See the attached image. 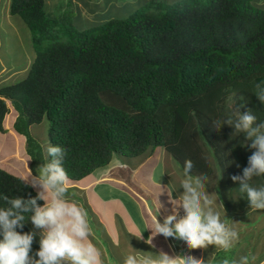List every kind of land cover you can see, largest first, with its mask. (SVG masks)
<instances>
[{
	"label": "trees",
	"instance_id": "1",
	"mask_svg": "<svg viewBox=\"0 0 264 264\" xmlns=\"http://www.w3.org/2000/svg\"><path fill=\"white\" fill-rule=\"evenodd\" d=\"M253 1L187 0L160 11L152 4L156 12L150 5L122 20L60 33L44 0H9L10 16L29 31L33 58L24 78L0 87V134L8 102L32 173L44 163L27 128L45 121L47 146L64 149L71 182L113 158L162 148L181 170L191 160V174L207 176L205 189H215L223 207H238L237 214L252 208L241 205L246 193L231 177L242 175L256 150L244 134L226 124L216 131L213 122L237 119L233 110L251 112L254 126L264 122L256 97L257 85L264 87V11ZM256 181L249 183L258 188ZM3 196L26 200L36 193L0 169V207L7 206ZM30 223L16 231H32ZM38 250L35 237L30 255Z\"/></svg>",
	"mask_w": 264,
	"mask_h": 264
},
{
	"label": "clouds",
	"instance_id": "2",
	"mask_svg": "<svg viewBox=\"0 0 264 264\" xmlns=\"http://www.w3.org/2000/svg\"><path fill=\"white\" fill-rule=\"evenodd\" d=\"M256 97L264 105V87L259 84ZM6 104L8 109L10 105L8 102ZM8 113L9 110L3 122L9 118ZM233 113L237 119L229 117L223 121L216 120L213 128L219 131L226 124L234 129L233 134L242 133L247 141H251L250 147L256 151L249 157L242 175H233L231 180L239 183V191L246 193L250 207L264 209V187L257 189L249 183L253 177L264 176V122L254 126L256 117L251 112L241 115L238 110H233ZM46 152L50 160L39 165V175L35 176L28 168V176L25 177V184L39 189L36 196L26 200L2 197L7 206L0 207V264H104L101 250L90 238L92 229L87 211L67 198L71 181L63 167L64 149L49 145ZM30 160L31 156L28 157ZM120 166L126 167L123 164ZM176 167L182 177L180 189L183 192L173 199V192L167 188L173 214L168 215L163 223L155 216L152 235L145 243L151 245L154 236L162 235L182 240L191 250L207 249L209 245L231 249L239 233L221 220V211L217 208L222 209L225 216L224 207L222 203H216L217 195L206 193L207 176H193L191 173L194 165L191 160L184 161L182 170L178 162ZM157 186L161 192L160 182ZM38 201H43V206H38ZM177 208L183 209V217L178 218ZM26 220L31 221L34 229L43 230L39 233V250L34 255L30 253L37 232L21 234L16 231L25 227ZM141 234H138V239ZM139 253L127 255L123 264H204L203 260L191 256L172 258L163 252L159 255ZM223 264H229V261L225 260ZM232 264H250V260L248 256H243Z\"/></svg>",
	"mask_w": 264,
	"mask_h": 264
},
{
	"label": "crops",
	"instance_id": "3",
	"mask_svg": "<svg viewBox=\"0 0 264 264\" xmlns=\"http://www.w3.org/2000/svg\"><path fill=\"white\" fill-rule=\"evenodd\" d=\"M253 4L264 11V0H254ZM2 62L4 61L0 58V87L13 84L26 75L28 69H3ZM5 63L8 65V61ZM8 110L9 118L4 120V133L0 134V169L25 181L29 171L28 156L25 153V138L12 129L11 125L14 123L16 113L10 106ZM38 125H30L27 128L29 136L34 140L35 134L32 128ZM39 136L38 143L46 147L45 136L41 134ZM46 154L45 149L43 154L41 153L44 164ZM120 164L126 167H121ZM172 166L176 167V164L169 155L163 149L155 148L144 156L113 158L107 166L95 170L78 181L70 182L67 198L75 201L87 211L92 229L90 238L101 250L104 264H123L127 255H140L139 252L153 255L163 252L172 258L191 256L203 260L204 264H223L225 260L232 264L233 261H239L241 257L248 256L250 264H264V243L260 244L258 239L255 240L256 237L264 239V230L257 229L256 236L252 237L250 242L243 243L239 228L230 225L232 220L243 223L259 217L256 220L258 223L262 218L260 213L262 211L253 207L248 209L251 213L254 212L253 217L249 219L246 215H239L240 213H235L226 219L222 210L217 208L221 211V220L223 222L227 220V225L239 233L237 241L242 245L235 242L229 250L213 245H209L207 249L191 250L182 240L165 238L162 235L154 236L151 245L145 243L152 235L151 228L155 216L160 223H163L168 215L173 214V205L168 202L167 188L173 192V199L183 192L180 189L182 177L178 171L175 173V167ZM159 182L161 192L157 186ZM32 189L36 194L39 191L38 188ZM205 191L208 195L214 194L213 190L205 189ZM43 203L41 201V206ZM216 203L220 204L218 200ZM176 211L178 218L184 216L182 208H177ZM30 228L37 232L36 239L39 243V233L43 230L34 229L31 223ZM240 229L244 230V227ZM140 232H142L141 238L138 239ZM253 257L255 259H252Z\"/></svg>",
	"mask_w": 264,
	"mask_h": 264
},
{
	"label": "rangeland",
	"instance_id": "4",
	"mask_svg": "<svg viewBox=\"0 0 264 264\" xmlns=\"http://www.w3.org/2000/svg\"><path fill=\"white\" fill-rule=\"evenodd\" d=\"M44 11L48 15V19L54 22L56 26L53 30H58L62 32L63 27L69 28L74 32H83L85 30L97 27L98 25L113 19H125L130 14L137 10H147V6L154 4L159 11L165 10L172 5L179 4L187 0H44ZM205 1V0H204ZM9 0H0V58L2 62L3 69H27L33 58V48L30 45V35L25 24L17 16H10L7 11ZM154 5L149 9V11L154 10ZM162 8V9H159ZM262 10V9H261ZM57 39L63 38L57 31H52ZM51 35V38L53 36ZM47 44V39L41 42V45ZM8 61V65L5 63ZM11 63V65H9ZM231 105L234 100L228 101ZM239 108V106L237 107ZM32 131L35 134L34 142L39 146L40 153L43 154L47 146L42 147L38 143L39 134L46 137L47 123L44 121L40 125L34 126ZM28 166V165H27ZM175 167V166H172ZM175 173L177 172V167L174 168ZM6 172V171H5ZM11 174V173H10ZM259 188L264 187V178L257 177ZM254 185V184H253ZM254 187V186H253ZM214 194L218 196V201L220 202V197L215 189H212ZM247 198L241 200V205L246 204ZM221 203V202H220ZM238 205V204H237ZM236 205V206H237ZM240 205V204H239ZM231 206L230 209L224 207V212L226 219L232 217L235 214L238 207ZM237 209V210H236ZM222 210V209H221ZM234 210V211H233ZM262 218L257 223V217L254 220L252 218L254 212L249 210L240 213L239 215H246L247 222L238 223L237 221H231L230 225L239 228L241 242L246 243L252 240L257 233V229L264 230V209H260ZM223 212V210H222ZM248 212V213H247ZM251 214V215H250ZM250 216V217H249ZM228 224L227 220L225 222ZM240 227H244L241 230ZM246 229V230H245ZM261 243H264V239L256 237ZM238 245H242L239 241H236ZM231 251H229L230 253ZM226 257L225 255H223Z\"/></svg>",
	"mask_w": 264,
	"mask_h": 264
},
{
	"label": "water",
	"instance_id": "5",
	"mask_svg": "<svg viewBox=\"0 0 264 264\" xmlns=\"http://www.w3.org/2000/svg\"><path fill=\"white\" fill-rule=\"evenodd\" d=\"M33 173H34L35 176L39 175L38 167L34 168Z\"/></svg>",
	"mask_w": 264,
	"mask_h": 264
}]
</instances>
